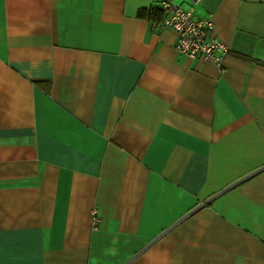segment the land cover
I'll use <instances>...</instances> for the list:
<instances>
[{
  "label": "crops",
  "instance_id": "1",
  "mask_svg": "<svg viewBox=\"0 0 264 264\" xmlns=\"http://www.w3.org/2000/svg\"><path fill=\"white\" fill-rule=\"evenodd\" d=\"M161 2L0 0V264H264V0Z\"/></svg>",
  "mask_w": 264,
  "mask_h": 264
},
{
  "label": "built area",
  "instance_id": "2",
  "mask_svg": "<svg viewBox=\"0 0 264 264\" xmlns=\"http://www.w3.org/2000/svg\"><path fill=\"white\" fill-rule=\"evenodd\" d=\"M190 5L183 7L173 0H162L159 9L163 12V18L153 22L154 27L169 28L175 36L174 48L180 54L190 58H200L210 61L221 68L225 56L229 52L228 46L213 34V22L210 17H197L194 14L193 5L202 0H188ZM97 218H93L96 225Z\"/></svg>",
  "mask_w": 264,
  "mask_h": 264
},
{
  "label": "trees",
  "instance_id": "3",
  "mask_svg": "<svg viewBox=\"0 0 264 264\" xmlns=\"http://www.w3.org/2000/svg\"><path fill=\"white\" fill-rule=\"evenodd\" d=\"M148 14L154 20L155 19H157V20L162 19V11L159 12L158 10L151 8V9L148 10Z\"/></svg>",
  "mask_w": 264,
  "mask_h": 264
}]
</instances>
